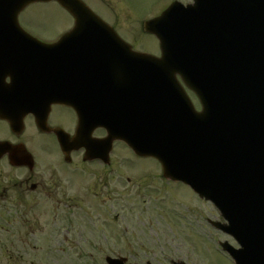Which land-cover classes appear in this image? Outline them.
<instances>
[{
	"label": "rangeland",
	"instance_id": "1",
	"mask_svg": "<svg viewBox=\"0 0 264 264\" xmlns=\"http://www.w3.org/2000/svg\"><path fill=\"white\" fill-rule=\"evenodd\" d=\"M108 1H111L115 13L118 14L115 18L111 16V11L104 9L103 4L98 3L94 6L106 18L116 23L118 28L140 30L143 19L161 12L171 0ZM181 1L192 2V0ZM19 16L21 24L25 28L33 30L52 31L72 25L70 14L55 1L30 4ZM145 37L150 41L151 46L158 45L154 36L147 35ZM127 154L129 160L140 161L137 157L132 158L129 150H127ZM127 154L124 153L122 147L117 152L121 169L125 167L121 157ZM150 163L152 166H157L154 160H151ZM49 168L47 173H61L62 181L66 178L64 172L62 170L59 172L53 163L49 165ZM131 173L133 174L132 171ZM75 176L76 180L83 178L80 175ZM124 176L120 174L118 179L115 175L111 179L110 187H113L114 190L113 198L106 194L97 198L88 193L89 196L87 195L86 200L82 202L79 199H74L78 203L71 207L69 226L58 223V231H62L66 227L71 229V233L67 234V239L63 240L60 234L49 236V247L52 258H54L51 261L52 264H85L82 253H102V251H113L120 254L157 253L167 263V255L181 257V254L185 255L191 251V248L206 254L208 252L219 253L221 252L218 251L221 250L219 241L228 239L234 243L231 237L209 227L211 224L208 219H222L219 210L210 202L202 201L188 186L180 184L177 191L175 187V199L171 196L170 190L140 191L141 193L138 194L137 188L141 186L139 180L126 182ZM86 177L90 182L91 174L89 172L86 173ZM150 185H152L151 188H160V182L156 179L151 180ZM76 187H73V194ZM57 205L63 204L57 203ZM165 206L169 207L165 209ZM178 208L184 218L175 224L169 218L168 212L173 213ZM191 212H193L192 215H190ZM48 219L47 215L42 216L41 214V220L44 223ZM46 230L50 233V229L46 228ZM40 236L43 235L40 234ZM191 236L196 238V244H192L195 242L194 239L188 238V244H183L184 241L179 239ZM40 245L48 247L46 244L40 243ZM227 259L231 260L229 257Z\"/></svg>",
	"mask_w": 264,
	"mask_h": 264
},
{
	"label": "water",
	"instance_id": "2",
	"mask_svg": "<svg viewBox=\"0 0 264 264\" xmlns=\"http://www.w3.org/2000/svg\"><path fill=\"white\" fill-rule=\"evenodd\" d=\"M35 1L50 0H0V18L5 21L6 28H17V15L27 4ZM58 1L76 16L77 28L82 27L85 20L93 16L80 0ZM200 1L210 4L214 11L219 12L220 22L226 21L227 37L244 39L249 36L256 45L261 44L260 46L264 50V0H225L221 4L219 0H213L217 5H220V8L211 0H196V2ZM162 19H155L153 23L156 24ZM151 23H145V28L157 32L156 25H154V29L149 27ZM162 44L165 45L164 40ZM249 47H252V44ZM249 54L246 50L241 51L239 56L233 50L227 54V65L231 66L230 79L233 81L236 77L239 79L242 83V93H245V88H247L242 66L244 67V64L250 62ZM255 63L263 64L260 59ZM255 98L256 95L253 94L252 99L255 100ZM206 107L207 104H205L204 111L196 115L198 119L205 117ZM160 124L159 134L155 143L151 145V149L146 151L139 149L142 151L140 153L158 156L163 162L166 176L180 178L190 183L201 195L211 198L230 222V225L225 229L232 231L233 234L239 233L243 224L250 220V212L254 211V208L249 207L247 203L250 202L249 204L253 206L256 199L262 201L264 198V176L260 179L256 178L252 168L255 163L257 166L262 163V172L264 173V154L262 155L264 148V95L258 112L249 121L240 123L227 118V129H223L222 132L216 131L214 134L215 150L218 151H211L210 154L217 162L226 164L233 171V175L230 174L229 177L228 169L224 165L213 167L212 163L204 161L203 157H198L197 154L191 152L192 150L177 153L176 150L186 148V144L182 138L171 139L167 122L160 121ZM226 133L227 140L225 141L220 135ZM236 147L239 149L236 150ZM220 149H225L226 153ZM256 246H258L256 250L246 249L245 246L235 250L227 244L224 245L234 255L238 264H247L248 257L253 253L261 256L260 258L264 261V245Z\"/></svg>",
	"mask_w": 264,
	"mask_h": 264
},
{
	"label": "flooded vegetation",
	"instance_id": "3",
	"mask_svg": "<svg viewBox=\"0 0 264 264\" xmlns=\"http://www.w3.org/2000/svg\"><path fill=\"white\" fill-rule=\"evenodd\" d=\"M61 30H57L59 32ZM123 31V30H122ZM63 32V31H61ZM58 37H61L59 35ZM58 37L51 35L47 41L55 42ZM134 39V35H132ZM10 79L7 77L1 79L4 83V89ZM2 108V104L0 103ZM72 110L62 106H54L49 111L48 124L51 127L64 126L66 129L71 128ZM35 116L27 115L23 121V130L16 134L11 131V125L5 118L0 117V142L10 140L13 144L32 142L38 132H40ZM41 133V132H40ZM27 136L28 141H23ZM51 142L55 143L54 134H49ZM33 143V142H32ZM8 155L0 156V264H27L25 261H31L30 264H39L37 241L40 230L39 216L41 210H50L52 205H45L44 199L53 197L55 200V189L59 188L57 180H46L41 174L35 175L28 167H17L23 169L27 173H7L8 171ZM15 168V167H13ZM62 202V201H60ZM41 231L45 233V226L41 227ZM106 255H98V259L94 264H105ZM155 264H162L156 260ZM142 260H134L133 263L143 264ZM211 264H222L212 262Z\"/></svg>",
	"mask_w": 264,
	"mask_h": 264
}]
</instances>
